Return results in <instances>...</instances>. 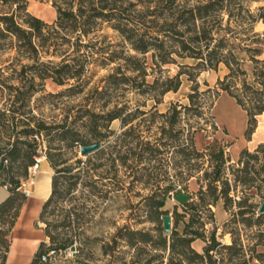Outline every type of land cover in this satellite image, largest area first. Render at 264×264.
<instances>
[{"label":"trees","instance_id":"obj_1","mask_svg":"<svg viewBox=\"0 0 264 264\" xmlns=\"http://www.w3.org/2000/svg\"><path fill=\"white\" fill-rule=\"evenodd\" d=\"M248 1L155 0L151 19L130 21L119 15L121 11L117 9V0H68L65 7L56 5V19L48 24L27 11L28 0H0V43L8 40L9 48L15 49L18 57L30 62L21 65L16 78L20 85L8 87L12 89L8 102L0 109V187L8 191V196L0 202L1 226L7 225L9 231L13 229L29 198L19 187L27 179L29 168L41 152L53 172L50 195L42 202L38 218L45 223L42 228L44 239L29 264L63 257V252L73 246L77 251L74 257L78 255L79 247L74 236L61 237L59 233H54L45 221V215L51 206L68 201L69 195L79 185L95 197L108 193L104 185L97 184V180L104 178L100 170L106 154L102 141L116 135L111 128L114 121H120L122 127H126L116 136L117 140L133 139L134 133L131 123L135 113L124 114L126 106L119 108L114 104L112 108L108 107L122 91L149 96L157 105L165 94L179 91L182 76H186L187 81H195L201 72L216 70L223 65L227 72L218 81L220 89L232 96L246 113V134L254 132L257 116L264 114V35L255 31L258 22L264 23V7L253 13L247 5ZM100 21L113 22L114 31L128 50L135 54L124 49L117 50V46L109 42L97 46L98 36L95 33ZM90 35L94 36L89 38ZM105 39L103 37L102 41ZM42 55L48 57L46 61L41 60ZM178 59H189L193 64H182ZM96 61L101 67L114 66L108 75L100 79L99 85L88 91L86 103L79 106L72 113L74 115L65 113L58 120L47 121L42 115L33 113L31 98L44 90L46 81L66 87L56 94L47 93V97L82 93L89 83L88 66ZM173 64L180 69L172 76L168 71L163 74L166 70L163 67ZM199 95L198 85L191 87L186 96L190 105L173 104L166 113L159 114V117L167 119L162 133L173 139L171 143L162 142L161 138L155 139L154 143L138 142L136 145L141 149L138 153L134 151L136 147L131 146L123 156L114 144L109 158L114 166L118 159L125 164L130 158L141 159L142 153H146L148 161L158 162L156 168L161 169L164 165L158 156L163 153L180 155L186 165H190L191 160L208 157L206 161L210 171H204V185L201 182L193 194L187 192V185H181L184 180L173 181L158 174L153 179L148 178L152 180V194L147 198L149 218L153 222L162 220L164 215L169 214L171 206V233L164 235L158 226L154 234L123 227L124 233L120 234L122 230H119L117 236L129 247L139 248L140 251L139 245L168 251L166 264L262 263L264 251L258 248H264L263 232L259 230L250 241L252 239L248 236L243 238L231 226H264V213H257L264 203V142L252 152L242 150L238 161L232 165L228 164L230 160L222 146L210 145L204 153H200L192 139L181 140L178 137L181 132L179 119L189 111L199 115V106H196ZM99 103V112H96L95 106ZM137 112L145 113L142 110ZM91 143L100 146L85 159L78 157L74 149ZM161 144L167 147L162 149ZM72 159L74 161L70 163ZM91 165L93 167H89ZM194 168L190 165L187 172ZM226 171L232 175V180L226 176ZM191 177L193 175H189L186 181ZM237 187L242 188L241 193L233 195ZM171 198L176 201L175 204H170ZM255 198L261 202L256 203ZM220 207L227 217L222 224L216 221V212ZM75 208L67 210L64 220L53 225L52 229L69 228L72 222L78 227L81 215ZM72 214L74 219H71ZM208 223L213 228L209 236H205ZM197 224L199 229L194 228ZM218 228L226 229L223 233L231 235L230 244L218 240ZM3 238L4 232L0 227V245L5 251L1 264H6L11 239L6 241ZM196 241H203L200 250L194 247ZM158 257L160 255L152 256L145 264ZM131 263L139 264V261Z\"/></svg>","mask_w":264,"mask_h":264},{"label":"rangeland","instance_id":"obj_2","mask_svg":"<svg viewBox=\"0 0 264 264\" xmlns=\"http://www.w3.org/2000/svg\"><path fill=\"white\" fill-rule=\"evenodd\" d=\"M65 1L68 0H28L27 11L44 22L51 24L56 19V5L65 7ZM154 1L117 0V9L121 11L119 15L124 19L147 21L152 18ZM190 2H193V0H190ZM247 5L253 13H258V8L264 7V0H249ZM112 23L102 21L98 23V30L95 33L98 36L97 46H104L109 42L116 45L117 50L124 49L128 53L135 54L134 51L128 50L127 45L123 44L122 38L112 28ZM255 31L264 35V23L258 22L255 25ZM93 36L90 35L89 38ZM103 37L106 38L105 41H102ZM9 44L8 40L1 41L0 43V109H3L8 102L10 91L12 90L8 87L20 85L16 78L21 70V65L30 63L28 60L18 57L15 49L9 48ZM47 58L42 55L41 60L46 61ZM262 58H264V52ZM178 62L189 65L193 64V61L189 59H178ZM113 66L114 64L101 67L97 61L90 64L87 74L89 83L84 92L76 95L65 94L52 98L47 97V93L56 94L63 91L66 87H58L52 82L46 81L44 90L38 91L31 98L30 103L33 113L38 116L42 115L47 121L58 120L65 113L74 115L72 113L79 106L86 103L85 97L88 95V91L99 85L100 79L108 75ZM163 69H166L163 74H166L165 72L168 71V74L172 76L180 68L177 64H173L165 66ZM189 71L195 73V70L190 69ZM226 72L227 69L223 65H220L216 70L201 72L195 81H187L186 76H182L183 82L179 91L165 94L157 105L149 96L140 95L133 91H122L114 99L115 102L109 103V108H112L114 104H117L119 108L126 106L124 114L129 112L135 113L134 120L131 123L134 131L133 139L127 137L117 140L116 136L124 131L126 127L123 128L120 121H114L111 124V128L115 131L116 135H110L102 141L106 154L101 161L102 166L100 170L103 171L104 178L97 180L98 185H104V188L108 190L106 196L95 197L89 195L84 191L85 188L79 185L78 189L69 195L68 201L51 206L45 215V221L51 225L50 229L54 233H59L61 237L74 236L79 247L78 255L68 259L56 256L52 257L50 261L45 263L38 262L37 264H132L131 262L134 260L139 261V264H145L154 255H160V257L157 260H152L150 264H166L168 251L153 250L143 245H139L141 251L139 248L129 247L124 240L117 236L118 231L122 230L120 234L124 233L123 227H128L132 230L154 234L155 227L162 228L161 218L158 222H153L149 218L147 198L152 194V180L150 182L148 178L153 179L158 174L160 177L162 175L170 177L173 181L184 180V183L181 185H187V192L194 194L201 182L204 185L202 180L204 171H210L208 168L209 164L206 161L208 157L201 160H191L190 165L195 168L189 173L187 169L190 165L184 164L180 155L163 153L158 156L161 159V164L164 165L161 169L156 168L159 164L158 162L148 161L146 153H142L141 159L130 158L125 164H122L118 159L114 166L111 164L109 155L112 152L114 144H117V150L123 156L126 154L127 148L131 146L136 147L134 151L138 153L141 150L140 146L136 145L138 142L145 143L146 141H150L154 143L155 139L161 138L162 142L171 143L173 139L169 138L167 134L162 133V127L166 124L167 119L159 117V114L166 113L168 108L173 104L190 105L186 96L191 92V87L196 85H198L200 91L196 104L197 107L199 106L200 113L199 115H193V112L189 111L180 117L178 127L181 129V132L178 137L181 140L187 139V141L192 139L195 149L200 153H204L205 148L210 145L222 146L226 157L230 160L228 164L232 165L238 161L242 150L247 149L252 152L259 143L264 142V114L257 116L254 132L246 134L248 127L246 113L237 105L232 96L220 89L218 84V81L224 78ZM99 105L100 103L95 106L96 112H99L97 108ZM153 105H156V107L153 108ZM140 110L145 111V113H138L137 111ZM161 147L165 149L167 145L163 146L161 144ZM74 151L77 152L78 157L85 159L86 156L80 155L79 147H76ZM38 158L41 159L40 164L47 162L42 152ZM73 161L74 159L70 160V163ZM114 171H117L116 175H114ZM165 171L166 174H164ZM226 173V176L232 180V175L229 171H226ZM37 175L38 173L35 175L33 183L29 184L31 193ZM189 175H193V177L186 181ZM197 179L200 180L199 184L197 183ZM241 190V187H237L232 193L233 195H240ZM7 196L8 191L6 188L0 187V202ZM254 200L256 203L261 202L259 198H255ZM41 202L40 197L30 196L23 205L11 231L7 229V225L1 226L0 224L2 232H4L3 239L6 241L11 239L6 264H29L39 243L44 239L42 228L45 227V223L38 221ZM175 203L176 201L171 198L170 204ZM72 207H77L75 209L81 215V224L77 227L72 222L69 228L62 229L60 227L52 229L53 225L64 220L66 211ZM78 207L82 208L78 209ZM257 213L259 214V210H257ZM168 215L171 216L172 230L171 206ZM74 217L72 214L71 219H74ZM226 218L223 208H218L216 221L222 224ZM194 228L199 229V224L195 225ZM212 228L213 226L209 223L205 226V236H209ZM231 228L239 231L243 238L248 236L252 239L250 241H253L252 236L257 234L259 230L263 232L264 238V226L245 228L241 225H232ZM224 231L226 229L218 228L216 237L223 244H230L231 235L224 234ZM75 233L78 234L76 235ZM202 246L203 241H196L194 243V247L197 250H200ZM258 250L264 251V248L259 247ZM4 252V246L0 245V264ZM255 264H264V262H255Z\"/></svg>","mask_w":264,"mask_h":264},{"label":"crops","instance_id":"obj_3","mask_svg":"<svg viewBox=\"0 0 264 264\" xmlns=\"http://www.w3.org/2000/svg\"><path fill=\"white\" fill-rule=\"evenodd\" d=\"M51 171L52 169L48 162L39 165L38 175L34 181V186L32 187L31 197H40L42 202L49 197L51 191Z\"/></svg>","mask_w":264,"mask_h":264},{"label":"built area","instance_id":"obj_4","mask_svg":"<svg viewBox=\"0 0 264 264\" xmlns=\"http://www.w3.org/2000/svg\"><path fill=\"white\" fill-rule=\"evenodd\" d=\"M40 161H41L40 158H36L35 163L33 164V166H31L29 168L27 179L25 181H23L21 183L20 187H19V190L26 197H30L31 196V191L29 190V184L33 183V179H34L35 175L38 173V168H39ZM76 252L77 251H76L75 246L69 247L63 252V257L65 259L73 258L74 255L76 254Z\"/></svg>","mask_w":264,"mask_h":264},{"label":"water","instance_id":"obj_5","mask_svg":"<svg viewBox=\"0 0 264 264\" xmlns=\"http://www.w3.org/2000/svg\"><path fill=\"white\" fill-rule=\"evenodd\" d=\"M98 143H91L88 145L80 146L79 152L81 156H87L93 152H95L99 148ZM259 213H264V203L261 204L259 208ZM162 230L164 235H169L171 233V216L164 215L162 217Z\"/></svg>","mask_w":264,"mask_h":264}]
</instances>
